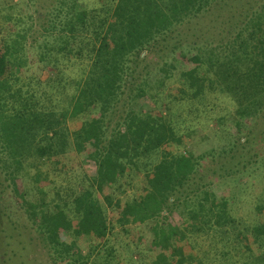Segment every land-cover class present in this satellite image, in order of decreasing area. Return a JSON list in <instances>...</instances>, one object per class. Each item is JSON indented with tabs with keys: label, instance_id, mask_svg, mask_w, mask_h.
Segmentation results:
<instances>
[{
	"label": "trees",
	"instance_id": "trees-1",
	"mask_svg": "<svg viewBox=\"0 0 264 264\" xmlns=\"http://www.w3.org/2000/svg\"><path fill=\"white\" fill-rule=\"evenodd\" d=\"M79 1L57 0L45 24L37 15L36 36L33 24L11 18L9 29L0 14V264H25L31 245L48 264H88L83 240L101 243L114 226L135 231L131 242L153 254L151 264H206L192 238L221 245L219 264H264V190L252 223L214 191L227 179L247 181L264 157V0H109L91 9ZM207 15L221 28L216 37L193 28ZM39 38L40 56L29 57ZM64 61L80 69L70 82L61 77ZM48 67L55 71L46 84L69 90L60 110L47 107L42 82L27 79L29 69ZM172 80L181 88L173 101L195 104L204 117L214 116L210 97L233 108L213 117L210 150L174 151L189 134L161 110ZM83 153L92 176L38 184L43 166L52 182L68 179V156ZM127 174L140 177V195L116 199Z\"/></svg>",
	"mask_w": 264,
	"mask_h": 264
},
{
	"label": "rangeland",
	"instance_id": "rangeland-1",
	"mask_svg": "<svg viewBox=\"0 0 264 264\" xmlns=\"http://www.w3.org/2000/svg\"><path fill=\"white\" fill-rule=\"evenodd\" d=\"M57 0H35L33 2L28 0H0V14L2 13V8H4L3 13L7 14L10 19L7 22V28H11L9 22L11 24L12 19H21L25 22L27 26L33 24L34 36L37 35V32L41 31V24L35 20L37 15L43 17V24H45V18L48 16L47 14L53 8ZM80 5L85 6L88 9L99 7L102 4L109 5V0H80ZM211 17V16H210ZM207 15L205 19L200 22V25H195L193 28L201 30L207 34H211L212 36H217L220 32L221 28L218 25L214 24L212 19ZM221 19L217 20L220 21ZM4 23V22H2ZM29 41L30 40L28 37ZM42 39H37L36 43H34V47L28 50L29 57L32 56H40V52L42 49ZM62 69V78L63 81H71L75 77H77L79 70L78 66L74 61H64L60 65ZM55 71V70H54ZM54 71L51 70L50 67L43 70L29 69L27 79L30 77H35V80H39L42 82L40 86V91L46 92L45 98L46 104L48 108H54L56 110H60L66 106V101L64 100V94H69L68 89H62V87H52L54 82H50L46 84L47 78L50 77ZM179 83L172 81H167V86L165 89V98L166 94H168L166 99V104L161 107L163 114L169 116L171 121L176 126V128L180 131L181 134H185L182 139L183 145L181 148H176L174 151H183L185 148H190L195 151L197 154L210 150L213 146L217 144L214 141L212 133L210 134V129H213V117H220L231 115L234 111L230 106V103L223 101L221 98L210 97L206 102L208 109L212 110L214 116L204 117L205 112L200 111L196 113L194 111V105H190L187 101L174 102L173 98L177 96L179 93L180 86ZM63 91V92H62ZM163 95V96H164ZM232 103V102H231ZM233 104V103H232ZM234 105V104H233ZM153 107L144 106V110L151 111ZM153 113V112H152ZM212 114V115H213ZM92 114H86L79 118L74 119L73 121H68L67 126L71 129L73 125H77L80 121H85L90 118ZM94 115V114H93ZM72 130V129H71ZM211 135V136H210ZM207 162H210V159H207ZM67 168L72 169V175H67L68 179H63V176H59L52 179V176L48 177L44 176V174L48 169V166L42 167V175L40 180H38V184H42L45 188L48 186H73L76 181H82L83 178L90 177L94 174L95 167L94 165L86 159V154H80L77 156H68L67 160ZM250 173L249 179L242 180V178H236V181L233 179H227L224 181V186L220 184H216L214 186V191L218 196H225L230 201V208H232V214L238 219L242 220L246 223H252L254 221V216L252 214L253 206L255 204L256 198L261 194L264 190V157L259 160V163L253 168V170L248 171ZM37 175L34 169L30 170L28 180L26 181V186L31 187L33 178ZM241 180V181H240ZM70 183V184H69ZM121 187L114 192V197L116 199H121L123 201H128L133 197H138L141 192V183L140 177L135 176L134 174H127L124 179L121 180ZM242 184V188H239V185ZM107 192V191H106ZM105 192V193H106ZM7 192L6 203L8 206H13V209H16L14 202L15 199H11ZM173 218V219H172ZM171 220L179 223L176 215H172ZM131 228L123 229L119 226H114L108 233L106 239L101 243H97L93 241L91 238L86 237L81 244V251L83 252V256L85 259L88 258V264H103L104 257L108 260V256L113 257V261L118 264H136L137 260H143V264H151L153 254L145 253L141 248L135 247L134 243L131 242L129 232ZM135 233V231H131ZM192 244L195 247V250L198 256L202 259L206 264H219V259L215 255V252H218L221 249V245H215L212 247V244L209 241H202L200 239H191ZM28 248V247H27ZM30 252L28 255H25L23 252V260H25V264H48L52 263L45 252L41 250H37L34 245H31ZM138 248L142 254L137 252ZM144 252V253H143ZM87 255V256H86ZM31 259V260H30ZM30 260V261H29ZM111 260V259H110ZM84 261V259H82ZM58 264V263H57ZM60 264V263H59ZM63 264V263H62ZM64 264H66L64 262ZM77 264H81L78 262Z\"/></svg>",
	"mask_w": 264,
	"mask_h": 264
}]
</instances>
